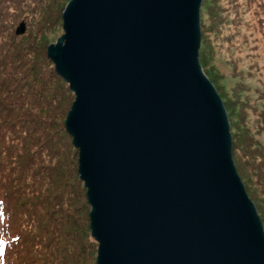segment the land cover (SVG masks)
<instances>
[{
  "label": "water",
  "instance_id": "water-1",
  "mask_svg": "<svg viewBox=\"0 0 264 264\" xmlns=\"http://www.w3.org/2000/svg\"><path fill=\"white\" fill-rule=\"evenodd\" d=\"M201 2L69 0L47 45L74 94L64 125L95 264H264L226 111L198 60Z\"/></svg>",
  "mask_w": 264,
  "mask_h": 264
},
{
  "label": "trees",
  "instance_id": "trees-1",
  "mask_svg": "<svg viewBox=\"0 0 264 264\" xmlns=\"http://www.w3.org/2000/svg\"><path fill=\"white\" fill-rule=\"evenodd\" d=\"M67 1L0 0V264H88L90 258L95 264L96 241L90 236L86 189L78 177V151L64 125L74 94L47 56L44 36L62 24ZM218 1L201 2L198 60L220 94L206 69L212 39L226 29L224 38L234 39L229 30L235 16L255 2L264 9V0H228L226 6ZM228 5L233 13H227ZM223 21L227 27L221 30ZM21 22L23 33L17 32ZM225 106L229 116L231 109ZM254 115L264 121L263 110ZM229 129L232 155L248 170L245 176L238 168L245 189L251 195L253 189L263 205L264 146L247 129L236 133L231 124ZM261 214L263 208L258 216L264 224Z\"/></svg>",
  "mask_w": 264,
  "mask_h": 264
},
{
  "label": "rangeland",
  "instance_id": "rangeland-1",
  "mask_svg": "<svg viewBox=\"0 0 264 264\" xmlns=\"http://www.w3.org/2000/svg\"><path fill=\"white\" fill-rule=\"evenodd\" d=\"M227 1L228 0H219L217 3H221L222 5L224 4L226 6L225 2ZM256 5V2L252 3L248 10H240L239 14L235 16L234 20L236 21V23L233 22L231 24V29L229 30V32L234 35V39L231 38V41L224 38L226 37L227 29L222 34L223 38L217 36L212 39L211 35L208 33V36L210 35V38L212 39L213 50L212 52L207 51L209 55L206 69L210 70V76H214L217 80V85L220 86L221 90L219 89V91L220 94H222L221 96L216 87H214L222 103L224 98L227 99V106H229L231 109V114L228 116L226 110L227 107L225 106L226 103H223L228 119V125L231 124L232 130H234V132L236 131V133H245L247 129L248 133L252 135V140H258V142H260L264 146V121L259 122L258 117L256 119L254 115L260 110L264 111V9H262V7H259L258 5L256 7ZM227 7L230 8L227 10V13H229L230 10L232 11L231 13H233L230 5H228ZM225 23V21L219 23V26L222 27L221 30L227 27V23ZM62 34L63 29L60 22L59 24L54 25V27L49 30V32H46L44 36L46 37V39H48L49 45L51 43H54ZM42 40L43 39L41 38L40 42H42ZM242 102H245V104H243ZM249 105L252 107H256V112L254 110H250ZM68 110L69 108L67 109V111ZM256 125H258V127ZM245 136L247 137V135ZM75 158L77 162L78 154ZM235 158L234 155H232L233 161L235 160ZM236 160L234 162L236 172L245 188V181L244 179H242L240 172H242L245 176H248V170H246L242 160L239 159L237 160V162ZM239 167L241 169L240 172H238ZM249 180L250 179L248 178V181ZM252 180L256 181L254 179ZM80 181L82 182L81 179ZM246 194L255 206L257 214L258 209L262 210L263 208L264 210V204L262 205L260 197L255 193L253 189L252 195L247 191ZM89 210L90 208L88 209V211ZM261 216L263 218L264 215L261 214ZM261 225L264 231V224L262 223V221ZM96 251L97 242L93 251L95 257ZM91 263L93 262L90 258L88 260V264ZM83 264H85V262H83Z\"/></svg>",
  "mask_w": 264,
  "mask_h": 264
}]
</instances>
